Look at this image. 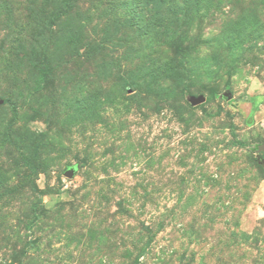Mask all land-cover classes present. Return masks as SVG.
Here are the masks:
<instances>
[{"label":"rangeland","instance_id":"rangeland-1","mask_svg":"<svg viewBox=\"0 0 264 264\" xmlns=\"http://www.w3.org/2000/svg\"><path fill=\"white\" fill-rule=\"evenodd\" d=\"M262 144L264 0H0V264H264Z\"/></svg>","mask_w":264,"mask_h":264},{"label":"water","instance_id":"water-1","mask_svg":"<svg viewBox=\"0 0 264 264\" xmlns=\"http://www.w3.org/2000/svg\"><path fill=\"white\" fill-rule=\"evenodd\" d=\"M191 101H192L194 104H199V103L203 102V99H202V98H199V97H192ZM259 149H260V150H264V144L260 145V146H259ZM262 163L264 164V160H262ZM66 175H67V176H72V175H73V172H72V171H67V172H66Z\"/></svg>","mask_w":264,"mask_h":264}]
</instances>
